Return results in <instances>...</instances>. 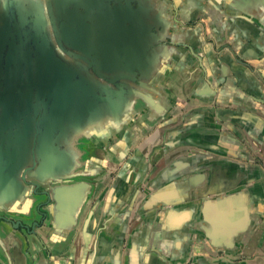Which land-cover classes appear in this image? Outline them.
I'll use <instances>...</instances> for the list:
<instances>
[{
    "label": "water",
    "instance_id": "1",
    "mask_svg": "<svg viewBox=\"0 0 264 264\" xmlns=\"http://www.w3.org/2000/svg\"><path fill=\"white\" fill-rule=\"evenodd\" d=\"M207 13L264 29V0H0L1 264H74L75 249L59 252L96 194L104 154L125 159L134 126L168 116V74L201 59V29L186 24ZM37 208L47 220L26 226L27 243L17 231Z\"/></svg>",
    "mask_w": 264,
    "mask_h": 264
},
{
    "label": "crops",
    "instance_id": "2",
    "mask_svg": "<svg viewBox=\"0 0 264 264\" xmlns=\"http://www.w3.org/2000/svg\"><path fill=\"white\" fill-rule=\"evenodd\" d=\"M207 14L186 24L201 29V59L168 74V116L136 124L125 159L106 151L61 257L75 249L74 264H264V29Z\"/></svg>",
    "mask_w": 264,
    "mask_h": 264
},
{
    "label": "flooded vegetation",
    "instance_id": "3",
    "mask_svg": "<svg viewBox=\"0 0 264 264\" xmlns=\"http://www.w3.org/2000/svg\"><path fill=\"white\" fill-rule=\"evenodd\" d=\"M35 214L37 216V219L32 224H27V223L23 222L24 224L23 225L21 224V227L17 231L24 239H26L27 243H28V241H30L29 238H30L31 235L29 234L30 231L28 230V228H26V226H29L30 227V230H32L35 222H38L40 224L38 227H42V226H44V224H45V222L47 220L46 219L44 221V223H43V220H44V216H43L44 215V212L42 211V208H37ZM13 221L18 222V220H13ZM13 225H14V223H13ZM38 227L36 228L37 231L39 230ZM37 237H39V234L37 235Z\"/></svg>",
    "mask_w": 264,
    "mask_h": 264
}]
</instances>
